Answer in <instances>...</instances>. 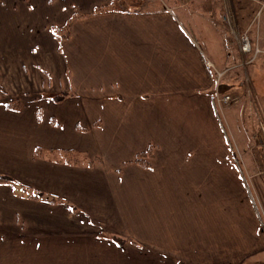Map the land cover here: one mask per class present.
<instances>
[{
	"label": "crops",
	"instance_id": "0c3cea01",
	"mask_svg": "<svg viewBox=\"0 0 264 264\" xmlns=\"http://www.w3.org/2000/svg\"><path fill=\"white\" fill-rule=\"evenodd\" d=\"M233 2L0 0V264H264L205 64L236 67Z\"/></svg>",
	"mask_w": 264,
	"mask_h": 264
},
{
	"label": "rangeland",
	"instance_id": "374dc122",
	"mask_svg": "<svg viewBox=\"0 0 264 264\" xmlns=\"http://www.w3.org/2000/svg\"><path fill=\"white\" fill-rule=\"evenodd\" d=\"M142 1V0H138ZM231 5L233 14L225 13L232 18V27L237 43L236 67L233 71L227 72L219 77V82L223 85L218 87L220 96L228 94L230 101L217 102L221 110L224 126L232 142L237 143L239 151L237 153L240 160H244L247 166L253 161L260 167L252 171L256 177H264V0H232ZM244 3L250 9L256 3L251 16L246 9L239 16V9L236 7ZM248 2V3H247ZM257 12V13H256ZM231 15V17H230ZM236 19L238 21L236 22ZM254 21V22H253ZM253 22L258 31V38L255 37L254 26L247 28ZM246 33L249 36L251 51L243 53L239 44V35ZM219 71H223L220 69ZM220 83V84H221ZM219 84V85H220ZM233 99V100H232ZM224 113V115H223ZM78 155V154H77ZM81 156L82 155H78ZM243 162V161H242ZM244 166V171L251 172V168ZM262 172L261 174L259 172ZM264 184V179L262 180ZM264 186V185H263Z\"/></svg>",
	"mask_w": 264,
	"mask_h": 264
},
{
	"label": "built area",
	"instance_id": "2783aa9c",
	"mask_svg": "<svg viewBox=\"0 0 264 264\" xmlns=\"http://www.w3.org/2000/svg\"><path fill=\"white\" fill-rule=\"evenodd\" d=\"M224 19H225V16H224ZM239 44L241 46V51L243 53H249L251 51L250 39H249V36L246 33H241L239 35ZM205 64H206V67L211 70V72H212V74L214 76L216 84L219 83V77L223 74V71H219L218 69H216V67L214 66L212 61H210L208 59L205 60ZM215 100L217 102L224 101L225 103H227L231 99H230V96L228 94L220 96L218 91H217L216 94H215ZM263 153H264V147H263Z\"/></svg>",
	"mask_w": 264,
	"mask_h": 264
},
{
	"label": "trees",
	"instance_id": "16d2710c",
	"mask_svg": "<svg viewBox=\"0 0 264 264\" xmlns=\"http://www.w3.org/2000/svg\"><path fill=\"white\" fill-rule=\"evenodd\" d=\"M221 85H223V84L221 83L220 85H218V87H220ZM149 152H150V149H148V153H147L148 155H150ZM140 155H145V153H140ZM0 180H4V177L1 176Z\"/></svg>",
	"mask_w": 264,
	"mask_h": 264
}]
</instances>
